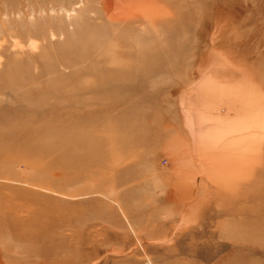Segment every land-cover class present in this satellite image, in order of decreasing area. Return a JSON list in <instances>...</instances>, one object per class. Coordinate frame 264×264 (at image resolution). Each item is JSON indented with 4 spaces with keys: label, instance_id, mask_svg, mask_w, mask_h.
Instances as JSON below:
<instances>
[{
    "label": "rangeland",
    "instance_id": "rangeland-1",
    "mask_svg": "<svg viewBox=\"0 0 264 264\" xmlns=\"http://www.w3.org/2000/svg\"><path fill=\"white\" fill-rule=\"evenodd\" d=\"M0 264H264V0H0Z\"/></svg>",
    "mask_w": 264,
    "mask_h": 264
}]
</instances>
